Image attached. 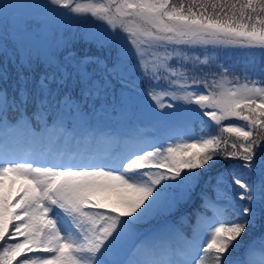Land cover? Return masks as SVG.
I'll return each instance as SVG.
<instances>
[{"label":"snow or ice","instance_id":"snow-or-ice-1","mask_svg":"<svg viewBox=\"0 0 264 264\" xmlns=\"http://www.w3.org/2000/svg\"><path fill=\"white\" fill-rule=\"evenodd\" d=\"M14 262L264 264V0H0Z\"/></svg>","mask_w":264,"mask_h":264},{"label":"trees","instance_id":"trees-1","mask_svg":"<svg viewBox=\"0 0 264 264\" xmlns=\"http://www.w3.org/2000/svg\"><path fill=\"white\" fill-rule=\"evenodd\" d=\"M233 60H234V62H236L235 59H233ZM226 61L229 63V60H226ZM245 62H246V58H242L238 62H236L235 65L237 66V68H242L245 65ZM229 64H231V63H229ZM197 130H198V128H197ZM213 131H215V128H213Z\"/></svg>","mask_w":264,"mask_h":264},{"label":"rangeland","instance_id":"rangeland-1","mask_svg":"<svg viewBox=\"0 0 264 264\" xmlns=\"http://www.w3.org/2000/svg\"><path fill=\"white\" fill-rule=\"evenodd\" d=\"M61 11H65V10H61ZM89 20L91 21V18H89ZM91 23L102 24V22H100V21H91ZM164 135H167V133H164Z\"/></svg>","mask_w":264,"mask_h":264}]
</instances>
